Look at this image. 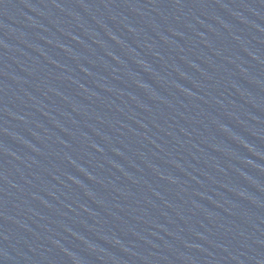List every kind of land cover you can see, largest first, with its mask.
<instances>
[{
  "label": "water",
  "instance_id": "1",
  "mask_svg": "<svg viewBox=\"0 0 264 264\" xmlns=\"http://www.w3.org/2000/svg\"><path fill=\"white\" fill-rule=\"evenodd\" d=\"M0 264H264V0H0Z\"/></svg>",
  "mask_w": 264,
  "mask_h": 264
}]
</instances>
